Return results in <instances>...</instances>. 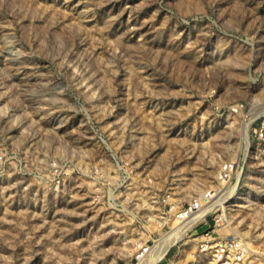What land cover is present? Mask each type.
I'll return each mask as SVG.
<instances>
[{"label":"rangeland","instance_id":"1","mask_svg":"<svg viewBox=\"0 0 264 264\" xmlns=\"http://www.w3.org/2000/svg\"><path fill=\"white\" fill-rule=\"evenodd\" d=\"M0 264H264V0H0Z\"/></svg>","mask_w":264,"mask_h":264},{"label":"bare ground","instance_id":"2","mask_svg":"<svg viewBox=\"0 0 264 264\" xmlns=\"http://www.w3.org/2000/svg\"><path fill=\"white\" fill-rule=\"evenodd\" d=\"M194 205V204H193ZM217 207V205H214L213 203L211 204H203L201 205L200 209L192 213L188 218L175 230L170 233V235L166 236L159 247V252L156 253V258H159L162 256L163 252L165 251V247L168 246L171 242H173L176 238L180 237V235L189 227H191L196 221L201 219L206 213H208L209 210ZM192 211V209H189ZM189 211V212H190ZM187 214L189 213L188 211ZM158 251V250H157Z\"/></svg>","mask_w":264,"mask_h":264},{"label":"built area","instance_id":"3","mask_svg":"<svg viewBox=\"0 0 264 264\" xmlns=\"http://www.w3.org/2000/svg\"><path fill=\"white\" fill-rule=\"evenodd\" d=\"M197 206V203H194V205H191V206H189L188 207V210L189 209H192V208H195ZM187 211V210H186ZM190 211V210H189ZM224 245H226V244H224ZM223 251V248H221L220 249V252H222ZM226 256V258L228 257V253L226 252V254L224 255V257ZM222 260V259H221Z\"/></svg>","mask_w":264,"mask_h":264}]
</instances>
